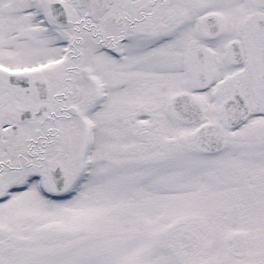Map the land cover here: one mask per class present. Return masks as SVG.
<instances>
[{
  "label": "snow or ice",
  "instance_id": "6c2138e0",
  "mask_svg": "<svg viewBox=\"0 0 264 264\" xmlns=\"http://www.w3.org/2000/svg\"><path fill=\"white\" fill-rule=\"evenodd\" d=\"M0 264H264V0H0Z\"/></svg>",
  "mask_w": 264,
  "mask_h": 264
}]
</instances>
